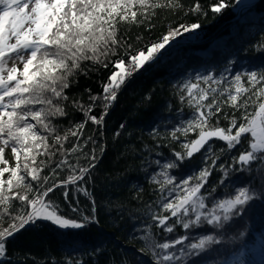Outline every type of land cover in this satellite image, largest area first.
<instances>
[{"label": "snow or ice", "instance_id": "obj_1", "mask_svg": "<svg viewBox=\"0 0 264 264\" xmlns=\"http://www.w3.org/2000/svg\"><path fill=\"white\" fill-rule=\"evenodd\" d=\"M228 6L227 0H218L210 10L218 14ZM181 8L180 0H0V222L5 218L9 221L0 229V257L7 255L10 238L40 221L65 230L83 229L98 222L92 212L84 215L77 207H72L71 218L60 213L51 194L62 190L65 200L71 199L73 191L88 194L85 185L98 157L95 147L85 151L89 144L95 145L92 135H84L87 123L103 126L107 109L116 101L121 86L154 61L175 37L200 27L180 25L150 46L129 53L127 60L110 61L116 49L123 46L117 37L118 25L143 23L157 9ZM191 11L201 12L200 4L195 3ZM105 60L112 63L113 70L102 93L90 94L87 106L73 100L84 120L59 135L53 121L68 115L66 90L84 71L81 66L85 61L108 67ZM224 79L204 76L183 85L185 95L181 100H186L193 111L168 133L169 143L179 142L180 150H173L171 159L163 163L160 159L147 162L148 167L158 168L150 174V181L158 185L160 193L146 205L151 223L142 228V239L150 242L154 264H198L208 251H219L212 246L226 243V226L242 217L257 198L251 180L222 197L213 195L216 186L206 187L216 168L221 172L219 184L223 185L230 169L251 173L264 165V70L237 74L227 86L219 88ZM225 105L233 113L224 110L222 116L218 115ZM98 106L101 112L93 114ZM253 106L255 111H249ZM221 119L228 122L227 126H221ZM70 136L75 137L74 143ZM214 141L225 144L219 153L213 148ZM65 142L72 144L70 149L65 148ZM238 145L247 147L231 156V164H217L224 152L231 153ZM7 148L14 165L5 159ZM57 153L61 159L54 162ZM195 154L201 155L202 166L181 173L177 180L170 170L190 163ZM82 160L86 164H81ZM46 168L48 174L43 175ZM65 171L66 178L60 179ZM260 184L264 185V177ZM94 204L92 201V211ZM153 226L172 234V238L157 243L151 233ZM178 226L185 231L177 236ZM203 228L215 234L192 235Z\"/></svg>", "mask_w": 264, "mask_h": 264}, {"label": "trees", "instance_id": "obj_2", "mask_svg": "<svg viewBox=\"0 0 264 264\" xmlns=\"http://www.w3.org/2000/svg\"><path fill=\"white\" fill-rule=\"evenodd\" d=\"M227 2L229 6L216 14L211 12L210 6L218 0H180L182 8L179 10L157 9L156 14L143 23L118 25L117 37L123 46L116 49L110 61L127 60L129 53L134 54L150 46L180 25L199 24L200 27L133 74L118 91L116 101L107 109L103 126L87 123L84 135H92L95 145L89 144L85 151L95 147L98 157L85 185L88 194L73 191L70 200L64 199L62 190L51 195L60 213L71 218L74 216L72 207H77L84 215L92 212L98 222L89 223L83 229L65 230L40 221L9 239L7 255L0 257V264H74L76 261L80 264H154L150 242L142 239L145 235L142 228L151 223L146 205L152 204L160 193L158 185L150 181V174L158 168L148 167L147 162L160 159L163 163L171 159L173 150H180L179 142L169 143L168 133L193 111L186 100H181V95H185L181 86L186 77L199 73L215 79L225 78L218 86L223 88L237 74L264 70V48L260 47L264 44V0L243 8L239 17L236 0ZM195 3L200 4L201 12L191 11ZM139 19L142 17L138 16ZM218 40L221 45L213 46ZM109 60H105L108 67L91 61L82 64L84 71L66 90L69 96L66 102L68 115L53 121L58 125L59 135L63 136L68 129L84 120V114L76 110L72 101L79 100L87 106L90 94L99 96L102 93L113 70ZM224 110L229 115L234 111L225 105L218 115L222 116ZM249 111L254 112L255 107H250ZM100 112L98 106L93 114ZM235 115L239 117L240 112H235ZM227 123L224 119L220 120L221 126H227ZM190 138H194V134H190ZM70 140L74 143L75 137L70 136ZM49 143H52L51 139ZM71 146V143L65 142V148L70 149ZM222 147H225L224 142H213V148L218 153ZM245 147L247 145H238L231 153L224 152L217 164L227 167L232 163L231 156L238 155ZM10 155V148L5 149V159L11 158ZM59 159L61 156L57 153L53 161ZM38 160L47 158L38 157ZM201 160V155L195 154L190 163L170 171L179 180L181 173L199 169ZM81 164L86 162L82 160ZM48 171L46 168L43 175H47ZM229 173V179L223 185L219 184V168L209 177L206 187H217L213 194L215 197L228 195L234 187L247 185L251 180L257 198L242 217L226 226L227 230L223 232L226 243L212 246L219 251H208L200 257L198 264L200 261L202 264H236L264 243V185L260 184V178L264 177V165L251 173L231 169ZM66 176L67 171L59 178ZM92 201H95L94 211ZM8 223L5 218L0 222V229L7 227ZM184 231L178 226L176 235L184 234ZM240 232L244 235L240 236ZM151 233L157 243L172 238V234H165L155 226ZM206 234L215 232L203 228L196 229L192 235Z\"/></svg>", "mask_w": 264, "mask_h": 264}, {"label": "rangeland", "instance_id": "obj_3", "mask_svg": "<svg viewBox=\"0 0 264 264\" xmlns=\"http://www.w3.org/2000/svg\"><path fill=\"white\" fill-rule=\"evenodd\" d=\"M254 2H256V0H236V7H238V10L239 8L241 7H246V6H250L252 5ZM247 16H245L244 18H246ZM189 32H184L182 33L181 35L175 37V39H173L170 44L168 46H166L165 49L161 50L160 53H163V51L167 50L169 47H171V45H174L176 43H180L181 40L180 39H183ZM198 36H195L194 38H197ZM221 41L218 40V42H215L213 43V46H218V45H221ZM158 53V54H160ZM158 54H157V57H158ZM206 75H202V74H199V73H193L191 75H188L186 77V80L184 81V84L185 83H188V82H198V78L199 77H204ZM207 76H211V75H207ZM131 79V78H130ZM128 79V80H130ZM127 80V81H128ZM126 81V82H127ZM183 84V85H184ZM183 85L181 86V88H183ZM201 85L204 87L206 85H204L203 83H201ZM122 88V86H121ZM120 88V89H121ZM119 89V90H120ZM118 90V91H119ZM115 102V101H114ZM113 102V103H114ZM112 103V104H113ZM111 104V105H112ZM11 158H9L8 160L14 165V159H13V156L10 155ZM5 178H7V174L5 176ZM51 223V222H50ZM58 227V226H57ZM236 264H264V243L261 244L260 248L254 252H251V253H247L245 255V257H243V259H241V261H239L238 263Z\"/></svg>", "mask_w": 264, "mask_h": 264}, {"label": "water", "instance_id": "obj_4", "mask_svg": "<svg viewBox=\"0 0 264 264\" xmlns=\"http://www.w3.org/2000/svg\"><path fill=\"white\" fill-rule=\"evenodd\" d=\"M257 1H259V0H257ZM243 8H244V7L239 8L238 12L241 11Z\"/></svg>", "mask_w": 264, "mask_h": 264}, {"label": "bare ground", "instance_id": "obj_5", "mask_svg": "<svg viewBox=\"0 0 264 264\" xmlns=\"http://www.w3.org/2000/svg\"><path fill=\"white\" fill-rule=\"evenodd\" d=\"M240 12H241V11L238 12V17H239V13H240Z\"/></svg>", "mask_w": 264, "mask_h": 264}]
</instances>
